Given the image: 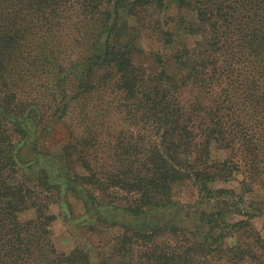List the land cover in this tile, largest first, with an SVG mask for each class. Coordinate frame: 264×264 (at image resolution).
Masks as SVG:
<instances>
[{"label":"trees","instance_id":"trees-1","mask_svg":"<svg viewBox=\"0 0 264 264\" xmlns=\"http://www.w3.org/2000/svg\"><path fill=\"white\" fill-rule=\"evenodd\" d=\"M53 124L57 156L36 138ZM51 157L86 212L114 218L68 254L51 231ZM236 176L264 187V0H0V264H264L262 236L223 212L201 213L203 239L114 232L115 211L145 217L175 206L179 184L210 194Z\"/></svg>","mask_w":264,"mask_h":264},{"label":"rangeland","instance_id":"rangeland-1","mask_svg":"<svg viewBox=\"0 0 264 264\" xmlns=\"http://www.w3.org/2000/svg\"><path fill=\"white\" fill-rule=\"evenodd\" d=\"M120 17L127 19L130 25L133 26L134 20L125 13H121ZM147 44L149 43L146 42ZM134 60L137 64L146 66L151 64L148 57L146 58L144 55H135ZM36 138H38V146L41 152H45V149H47L51 154L57 156L61 144H63V128L61 126L57 128L53 124L49 133L38 135ZM30 149V143H25L20 148L19 156L22 163L32 161ZM228 156L229 153L227 151L212 150L214 159L223 160ZM49 160H51V163L44 164L47 167L50 166L48 171L50 176H52L51 181L58 185V188H55L57 192L54 190L52 198L55 202L50 205V212L56 218L51 225L52 236L58 252L68 254L80 242L86 243V241L90 240L96 243V240H98L96 232L103 229V226H97L96 220L105 218L110 223L114 218L110 217V209L104 207L96 209L94 213L86 212L82 200L76 196V193H71L63 184L64 173L61 168L64 167L61 158L51 157ZM38 166L36 165L34 168ZM76 168L80 174L85 173L82 167ZM248 185L251 186L250 181L245 183L241 176H236L231 181L211 183L209 185L210 194H206L199 192L190 183L179 184L174 189L176 205L171 208L154 210L151 214L139 218L129 217L122 210L115 211L117 219L113 222H115L117 228L114 229V232H121V227L145 230L154 226L168 224L169 226L174 225L177 228L194 231L198 239H203L207 228L199 223L201 213L223 212L228 222L243 219L249 221L264 240V187L252 184V188L249 191ZM219 190H225V192L218 193ZM33 217V210L23 214V218ZM242 236L247 237L246 230L242 232ZM239 238H241V233L229 237L225 242L228 246H232Z\"/></svg>","mask_w":264,"mask_h":264}]
</instances>
